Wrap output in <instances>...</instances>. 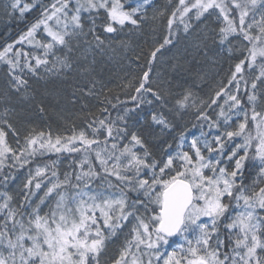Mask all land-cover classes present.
<instances>
[{
  "label": "snow or ice",
  "instance_id": "obj_1",
  "mask_svg": "<svg viewBox=\"0 0 264 264\" xmlns=\"http://www.w3.org/2000/svg\"><path fill=\"white\" fill-rule=\"evenodd\" d=\"M144 3H149V0H144ZM8 7L23 13L29 6L20 7V0H14ZM101 9L107 16L104 31L112 34L117 32V26L126 23L138 27L137 16L143 5L126 9L120 0H53L16 42L35 43L43 49L42 56L35 55L30 59L28 52L14 51L12 44L0 50V62L8 66L11 87L17 92L28 88L25 71L36 74L41 66L49 72L70 67L67 57L56 56L54 49L57 46L70 52L71 42L78 44L82 40L89 48L100 52L110 47L95 34L94 27L85 31L82 22L83 13L98 14ZM192 9L196 10V19L209 9H219L224 25L217 33L221 44L230 43V38H242L251 45L244 49L247 55L235 64L227 86L216 91L211 101L215 104L221 95L227 97V112L221 108L218 119L212 120L206 111L198 109L197 119L219 134L210 140L202 131L199 137L190 140L188 150L184 151L185 134L181 133L175 153H168L163 160H157L146 149L142 155L134 150L138 145L144 146L143 140L139 135L129 133L127 127L118 126L125 123L124 116L118 115L116 120H112L107 114L103 119H91L86 127L93 137L103 130L106 134L103 140L89 138L85 130L55 138L51 132H32L23 138V144L18 142L15 150L9 146L4 131L11 125L3 120L0 125V168L9 158L22 167L37 153L43 152L83 151V159L79 162V171L64 173L63 179L53 170L50 186L34 207L28 196L18 207H10L12 197L3 195V203H0V264H100L107 242L122 230L129 218L135 221L129 232L130 238H125L124 246L112 264H153L162 255L167 256L163 264H264V215L260 214L264 212V186H260L264 184V112H257L255 108L257 81L264 86V0H195L191 5L186 0H178V7L167 20L169 37L177 18L184 24V30H188L190 25L184 21ZM258 11L259 19L256 18ZM89 19L94 24L91 15ZM41 28L50 37L47 43L35 39ZM171 42L170 38H165L158 47L143 53L145 70L139 78L124 85L125 89L134 91L135 95L130 99L136 102L137 107L144 102L151 103L144 100L147 95L155 100L161 99L159 91H154L151 86L150 76L157 54ZM49 54L55 56L51 65L47 59ZM258 57L262 64L259 75L250 85L253 94L247 96L251 105L249 114L239 96L231 94L227 88L235 82L234 91L238 93L240 81L237 76L242 79L246 62L250 67ZM135 59L139 62L141 56L137 55ZM247 87L245 81V89ZM94 89L95 83L86 95H93ZM190 96L191 93L186 94L181 104L186 103ZM105 100L115 107L107 98ZM129 111L133 109H125V114ZM102 112L107 113V108ZM233 115L237 119L242 116V122L234 128L229 123ZM152 120L168 127L162 114L153 113ZM249 120L255 124V135L246 131ZM129 135L128 143L121 148L120 141ZM237 138L242 143L235 144L228 151ZM90 156L98 163H93ZM249 159L259 161V183L245 186L242 170ZM229 163L233 165L231 169ZM37 177L45 178V169L37 168L35 177L25 184L29 194ZM3 179L7 182L9 177ZM34 187L40 189L41 182H36ZM129 192L139 194L138 198L130 200ZM47 199L53 203L41 215L40 205ZM25 207H30L31 212L25 213ZM233 207L240 211L228 218L226 214ZM203 218H207V222ZM221 226L232 238L230 251L223 250V241L219 238ZM177 236L182 237L184 243L170 253H162L161 249L169 245L170 238ZM213 237L215 242L210 243Z\"/></svg>",
  "mask_w": 264,
  "mask_h": 264
},
{
  "label": "trees",
  "instance_id": "obj_2",
  "mask_svg": "<svg viewBox=\"0 0 264 264\" xmlns=\"http://www.w3.org/2000/svg\"><path fill=\"white\" fill-rule=\"evenodd\" d=\"M187 1L191 4L195 0ZM11 2L14 0H0V50L12 44L14 51L28 52L30 59L35 55L42 56L43 49L35 43L29 45L16 42L41 17L44 8L49 6L53 0H20V7L29 6L23 13L19 9L13 11L8 7ZM120 3L126 9L136 7L137 4L143 5L142 11L137 16L138 27L126 23L124 26H117L116 33L108 34L104 31L107 16L103 9L98 14L95 12L82 14L85 31L88 27H94L95 34L99 35L106 45H110L103 52L89 48L82 40L78 44L76 41L71 42L70 52L62 46H57L54 49L56 56L67 57L70 67L49 72L41 66L36 74L25 71L24 78L28 81V88H22L19 92L10 85L8 66L0 62V125L5 119L11 125V128L5 127L4 131L7 133L6 139L9 146L14 150L18 142L23 143V138L32 132H51L53 138L64 134L69 136L73 131L86 130L92 118H101L110 114V118L116 120L119 114L116 116L114 112L117 110L122 113L121 116H124L125 109H133L130 111L131 124L128 126L125 121L119 125L128 126L129 132L139 135L143 140L142 149H146L157 160H163L168 153L174 154L173 151L177 150L181 133L185 134L182 149L184 151L188 150L190 140L199 137L202 131L208 134L210 140L214 135L219 134L216 129L210 130L205 122L197 119L198 111L195 112L189 108L180 111L177 106L179 107L183 97L188 93L194 94L199 101L211 102L215 97V92L227 86L235 64L247 55L244 49L251 45L242 38H236L235 41L230 40V43H220L217 33L224 25L221 14L217 11L219 9L204 13L187 31L184 30V24L177 18L173 23L172 35L169 37L167 20L172 11L178 7V0H149L147 4L144 0H120ZM90 15L94 18V24L89 19ZM208 31L213 33L216 44L208 43L212 42L209 36L207 37L206 32ZM200 32L202 36L198 41L197 37ZM165 38H170L172 42L165 45L157 54L150 76L151 86L154 91H159L161 99L155 100L151 95H147L144 100L151 101V103L144 102L137 107L136 102L130 99L132 95H135L134 91L125 89L124 85L142 75L146 64V57L142 54L158 47ZM35 39L40 43H47L50 37H47L41 28L37 31ZM88 39H91V36ZM240 39L243 43V50L238 55L235 44ZM137 55L141 56L139 62L135 59ZM47 59L51 65L55 56L49 54ZM261 64L257 60L255 64L248 67L246 62L242 73L243 78L241 79L240 75L237 76L244 84L241 99L249 114H251V105L247 102V96L253 94L250 85L259 75ZM245 81L248 83L247 89H245ZM93 83H95L94 94L86 95ZM257 85L255 108L258 109L257 112H264V86L260 85L259 81ZM105 98L115 107L110 106ZM104 108H107V113L102 112ZM5 112H7L6 116ZM206 112L208 113L207 110ZM153 113L158 116L162 114L168 127L154 123ZM240 122H242V116L240 119L235 118L229 121L233 128ZM220 123L223 128V121ZM254 125V122L249 120L246 129L253 135H255L252 130ZM233 128L228 130H233ZM238 143H242L239 138L233 141L228 151H231L232 147ZM136 148L139 151V146ZM240 155H243V152ZM76 156L66 152H46L36 154L28 164L22 167L14 162L12 166L6 167L11 174H14L12 180L0 182V196L2 197V199L0 197V203H3V195L6 194L12 197L10 207L13 208L22 204L25 196H28L33 207L39 204L50 184L41 178H35L30 189L31 194H29V190L25 189V184L30 178L35 177L32 176V169L48 164L49 180L52 179L53 170L63 179L64 173L71 174L73 170L79 171ZM249 156H252L251 152ZM93 163H98V161L93 159ZM228 167L231 169L233 165L229 163ZM0 173L1 176V170ZM258 177L259 161L254 159L245 161L242 170L243 184L248 186L259 183ZM36 182H41L40 189L34 187ZM52 203L51 199H47L44 204L40 205L41 215L48 211ZM23 211L30 213L31 208L25 207ZM238 211L240 209L230 208L226 216L231 218ZM260 214L264 215V212ZM203 219L207 222V218ZM134 223L135 221L131 220L124 222L122 230L107 242L106 249L100 257V264H112L113 258L124 246L125 238H130L129 232ZM191 238L190 236L189 239ZM219 238L223 241V250L230 251L232 238L223 226L219 229ZM180 239L183 240L182 237L178 240ZM178 240H170L169 245L165 247V252L170 253L176 249L174 243ZM214 242L215 237L210 243Z\"/></svg>",
  "mask_w": 264,
  "mask_h": 264
},
{
  "label": "rangeland",
  "instance_id": "obj_3",
  "mask_svg": "<svg viewBox=\"0 0 264 264\" xmlns=\"http://www.w3.org/2000/svg\"><path fill=\"white\" fill-rule=\"evenodd\" d=\"M195 1H193V3H194ZM186 3H188V1L186 0ZM189 5H191V4H189ZM209 10H212V9H209ZM208 10V11H209ZM218 12H219V10H217ZM195 12H196V10L195 9H192L189 13H187V15H186V18H185V21H184V23H187V24H189L190 26L189 27H191L193 24H194V22H196V21H198L199 19H196L195 18ZM259 15H260V13H259V11L257 12V14H256V18L257 19H259ZM202 17V16H201ZM200 17V18H201ZM207 33V37L212 41V42H208V43H210V44H212V45H214V44H216V39L214 38V36H213V33L212 32H210V31H208V32H206ZM202 36V34H201V32H200V34L198 35V37H197V39H199L200 37ZM230 40L231 41H235L236 40V38H230ZM198 41H200V39L198 40ZM205 42V41H204ZM236 49H237V53H238V55L242 52V50H243V43H242V41H241V39L240 40H237L236 41ZM257 60L260 62V63H262V61H261V59L258 57L257 58ZM239 81H240V85H239V87H240V90H239V92L238 93H236L235 91H234V88H235V82H234V84L232 85V86H228V88H227V90L231 93V94H237L238 96H239V98L241 99V95L243 94V92H244V84H243V82H242V80H240L239 78H237ZM213 97H214V95H213ZM215 98V97H214ZM146 99H148V98H146ZM227 99V97H225V96H223V95H221V97L220 98H216V103L215 104H212L210 101H208V102H205L204 100H201V101H199V99H198V97H196L194 94H191V96H190V98H189V100L186 102V103H184L183 105L182 104H180L179 105V107L177 106V109H179L180 111H184L185 109H191V110H193V111H195V112H197L198 111V109H206L207 111H208V115H210L211 117H212V120H217L218 119V114H219V112H220V110H221V108H223L226 112H227V110H228V104H225V100ZM242 100V99H241ZM229 103H231L230 101H229ZM211 105V106H210ZM213 105V106H212ZM211 108V109H210ZM205 110V111H206ZM256 111H258V109L256 110ZM114 114H116V116H117V114H119L120 116H121V112H119V111H115L114 112ZM130 114H131V112L129 111V112H127V114H125L124 113V119H125V121L128 123V126H130V124H131V121H130ZM103 118H105V117H101V118H98V119H103ZM235 118H237L235 115H233V118H232V120L233 119H235ZM219 120L220 121H223V118L221 117V118H219ZM118 126H120V127H124V126H121V125H118ZM128 126H127V129H128ZM252 130L255 132V125L252 127ZM86 131V134L89 136V138H97V139H100V140H103L104 138H105V133L103 132V130H101L99 133H97V135H96V137H93L92 136V132H91V130L90 129H86L85 130ZM129 133H131V132H129ZM67 134H64L63 136H66ZM129 139H130V135L129 136H127V137H125L122 141H120V147L122 148L125 144H127L128 143V141H129ZM109 143H111V140L109 141ZM21 144H23V143H21ZM78 147H79V145H77ZM139 146V145H138ZM93 147H95V146H93ZM135 151H137V148H135L134 149ZM143 149H142V147L141 146H139V151H137V153L138 154H143ZM66 152V151H65ZM174 153H175V151H173ZM44 154L46 153V152H43ZM62 153V152H61ZM66 153H68V152H66ZM37 154H41V153H37ZM68 154H74V155H77L76 156V159H77V161H78V163L80 162V160L81 159H83V151H81V152H78V153H68ZM69 156V155H68ZM70 157V156H69ZM90 159H93V157H89ZM8 162H7V161ZM5 160V162H4V166L2 167V168H0V170L2 171V175L0 176V182L2 181V180H4L3 178L5 177V176H8L9 177V180L11 181L12 180V178H13V176H14V174H11V172L9 171V170H7V168L6 167H10V166H12L13 164H14V161H12V159L11 158H9V159H6ZM29 163V162H28ZM28 163H25V164H28ZM67 165H68V163H66ZM69 166V165H68ZM70 167V166H69ZM37 168H42V169H45V173H46V177L45 178H43V180L44 181H46V183H48L49 182V165L47 164V166H39V167H34L33 169H32V171H31V173H32V176H35V173H36V169ZM1 174V173H0ZM70 174V173H69ZM38 178V177H37ZM44 181H42V182H44ZM113 183H115V180L113 179ZM138 195L139 194H137V193H133V192H129V197H130V200H135V199H137L138 198ZM1 197V196H0ZM135 198V199H134ZM140 198H142V197H140ZM1 199H2V197H1ZM141 211H143V210H141ZM129 220H131V221H134V220H132L131 218H129ZM134 225V224H133ZM182 243H184V240H182V239H180V240H178V241H176L175 243H174V248H177L180 244H182ZM167 245H165L162 249H161V252L162 253H164L165 252V247H166ZM185 247H187V245L185 244ZM167 258V256L165 255V256H161V260L159 259V260H154L153 261V264H163V261H164V259H166Z\"/></svg>",
  "mask_w": 264,
  "mask_h": 264
},
{
  "label": "water",
  "instance_id": "obj_4",
  "mask_svg": "<svg viewBox=\"0 0 264 264\" xmlns=\"http://www.w3.org/2000/svg\"><path fill=\"white\" fill-rule=\"evenodd\" d=\"M178 237V236H177ZM173 238H176V237H173Z\"/></svg>",
  "mask_w": 264,
  "mask_h": 264
}]
</instances>
